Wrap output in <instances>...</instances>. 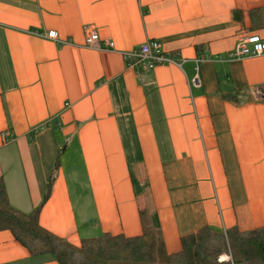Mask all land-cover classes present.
I'll return each mask as SVG.
<instances>
[{
	"label": "crops",
	"instance_id": "obj_1",
	"mask_svg": "<svg viewBox=\"0 0 264 264\" xmlns=\"http://www.w3.org/2000/svg\"><path fill=\"white\" fill-rule=\"evenodd\" d=\"M48 29L61 43L30 32ZM251 33L264 0H0L8 204L75 246L150 228L171 253L202 226H264V53L225 57ZM148 40L174 62L123 57ZM0 264L57 262L0 229Z\"/></svg>",
	"mask_w": 264,
	"mask_h": 264
},
{
	"label": "trees",
	"instance_id": "obj_2",
	"mask_svg": "<svg viewBox=\"0 0 264 264\" xmlns=\"http://www.w3.org/2000/svg\"><path fill=\"white\" fill-rule=\"evenodd\" d=\"M38 208L29 213L13 209L0 179V229L9 230L30 253H46L57 264H264V226L244 232L235 226L224 232L202 226L182 235L179 250L171 253L150 228L139 236L103 233L82 238L75 246L38 225ZM221 254L229 258L218 260Z\"/></svg>",
	"mask_w": 264,
	"mask_h": 264
},
{
	"label": "built area",
	"instance_id": "obj_3",
	"mask_svg": "<svg viewBox=\"0 0 264 264\" xmlns=\"http://www.w3.org/2000/svg\"><path fill=\"white\" fill-rule=\"evenodd\" d=\"M32 34L41 38L52 40L61 43L57 38L54 30H37L30 31ZM99 38L95 30L89 28L84 35V46L88 48H98ZM104 45L112 46L110 40H105ZM264 53V40L260 39L256 34H248L241 36L234 46L229 50L225 57L226 59H238L244 56H253ZM123 57L132 58L131 65H139L143 69L152 68L154 65L163 64L167 62H174L173 58L164 53L161 49L160 43L157 40H148L140 44L137 49L130 53H122Z\"/></svg>",
	"mask_w": 264,
	"mask_h": 264
},
{
	"label": "rangeland",
	"instance_id": "obj_4",
	"mask_svg": "<svg viewBox=\"0 0 264 264\" xmlns=\"http://www.w3.org/2000/svg\"><path fill=\"white\" fill-rule=\"evenodd\" d=\"M62 145H60V147H61ZM229 258V256L228 255H226V254H221V255H219L218 256V260H224V259H228Z\"/></svg>",
	"mask_w": 264,
	"mask_h": 264
}]
</instances>
